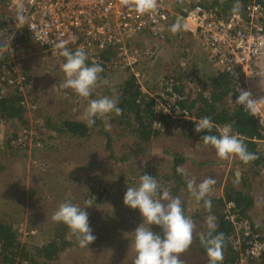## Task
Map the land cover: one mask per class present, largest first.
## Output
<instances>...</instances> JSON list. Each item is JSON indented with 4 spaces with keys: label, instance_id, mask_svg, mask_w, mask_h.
Here are the masks:
<instances>
[{
    "label": "rangeland",
    "instance_id": "374dc122",
    "mask_svg": "<svg viewBox=\"0 0 264 264\" xmlns=\"http://www.w3.org/2000/svg\"><path fill=\"white\" fill-rule=\"evenodd\" d=\"M1 4L0 2V8ZM145 40L153 44L156 50L157 46L161 47L160 41H150L148 37ZM147 42L139 40L142 45L148 44ZM195 46L199 50L197 41ZM11 51V61L14 62L16 72L22 75L23 72L29 73L36 78L31 90L27 88L29 96L25 100L29 112V120L25 125L29 133L26 141L19 134L23 130H17L20 136L9 142V127L3 120L0 124V217L12 221L19 239L33 255L31 260H24L23 264H134L136 253L132 247L134 234L131 231L141 223L142 218L136 210L129 209L122 203V197L127 187L139 184L140 164L145 162V165L156 167L163 173L171 168L172 157L166 153L168 148L180 149L190 160L194 157V162L186 161L179 170H183L195 185L212 177L215 183L210 186V193L217 189L221 191L226 181L227 184L231 182L235 185L239 176H242L244 162L237 156L220 158L211 145L196 147L175 131L161 134L157 138L152 144L153 152L148 160L143 155L132 157L137 158L135 163L132 158L124 162L119 160L126 145L127 149L135 146V136L123 134L114 124L109 129L113 155L106 149L105 135L98 134L99 127L96 125H92L93 130L85 137L55 133L48 126L41 136L42 140H38L32 127L34 117H37L34 109H37L36 114L39 112L41 118L54 116V125L62 117L85 120L83 114L90 100L103 96L116 99L118 91L115 87L109 90L106 85L96 84L91 95L82 98L72 89L62 90L60 85L65 76L61 54L45 51L32 38L31 41L29 38L18 43L16 39ZM172 52L173 60L177 61L182 52L178 47ZM161 54L162 51L158 56ZM142 66L143 77L140 78V84L145 88L144 81L151 82V72L156 67L154 60L144 62ZM251 72L252 75L247 79V91L257 100L252 112L264 119V53L251 67ZM189 74L191 77L195 75ZM197 88L194 85V92L199 90ZM234 101L229 98L227 105L234 108ZM98 118L107 123L109 115ZM40 145L43 147L40 148ZM200 152L211 163L197 165ZM244 174L248 176L247 172ZM250 193L254 201L249 215L263 227L264 168L254 178ZM65 201L81 207L87 206L86 202L91 201V207L86 211L96 239L88 247H81L78 235L69 230L68 244L58 252L57 260L46 262L43 256L37 254L36 247L48 241V235L53 232L52 227L58 223L52 219L53 213ZM193 205L194 195L188 198L187 209ZM151 228L157 231V226L153 225ZM180 259L184 264V257Z\"/></svg>",
    "mask_w": 264,
    "mask_h": 264
},
{
    "label": "trees",
    "instance_id": "16d2710c",
    "mask_svg": "<svg viewBox=\"0 0 264 264\" xmlns=\"http://www.w3.org/2000/svg\"><path fill=\"white\" fill-rule=\"evenodd\" d=\"M239 1H243L242 9L250 2L249 0H202L201 3L207 8H218V13L224 17L237 7ZM258 1L262 3L264 8V0ZM0 2L2 7L4 6L0 8V29H3L5 18L13 16L10 15L5 0H0ZM177 8L178 5L174 4L171 12H168L161 32L163 37H157L156 39L153 36L152 29L143 30L145 35L152 38V41H160L161 45L160 48L157 46L156 55L151 57L152 59H141L138 62L137 67L140 72H142L141 67L143 68L142 65L146 61L154 60V66L156 67V70L151 72V82L144 81L145 88L141 86L140 80L138 81L135 78L134 72L130 71V66L122 67L123 63L119 60L115 45L100 50L99 55L102 62L99 65H101L103 71L99 74L96 84L106 85L109 90L116 88L118 91L116 100H118L121 113L119 115L108 114L109 120L107 123L100 121L99 116H97L93 125L99 127L98 134L105 135V147L110 150L111 155H113L114 150L111 145L112 137L109 130L112 124L121 129L123 134L127 133L135 136V146L127 149L126 145L124 153L119 158L123 162L129 158L142 155L148 160L153 152L152 144L161 134L175 131L184 138L189 139L188 141L196 147L210 146V144L203 142V135H220L218 130L212 128L203 132H196L194 125L197 121L183 119L173 121L170 113L157 108L156 98L159 93H162L166 98L177 95L179 106L189 110L197 118L207 116L214 123L229 124L234 130L244 135L243 142L248 152L253 154V158L247 162L243 161L245 170L242 171V176H239L235 185L231 182L227 184L226 181L221 191L219 189L214 190L212 193L208 191L200 201H197L194 196V205L189 210L187 209L188 198L192 197L193 194L188 188V182L192 180L183 170L179 169L186 161L194 162V157L190 160L180 149L171 147L166 150V153L172 157V166L166 172H160L156 167H149L145 165V162L140 164L141 175L147 173L155 176L160 186L158 195L167 192L170 196L179 198L185 216L189 217L193 223L192 243L185 252L180 254V257H184V264L191 261L194 264H209L205 249L200 242L201 234L208 231L207 222L209 217L214 218V223L217 225L216 232L223 233V259L219 264H233L239 253L231 243L230 237L233 233V226L225 218V204L228 201L233 202V210L238 216L250 220L252 229L257 231L260 234L259 238L264 241V226L258 225L252 219L253 217L249 215L254 201L250 193L252 183L257 174H260V169L264 168V131L260 132L263 126L251 110L243 109L242 105L234 108L227 105L229 98L235 100L239 95V92L235 89L232 76L212 65L209 61V53L204 47L199 45V50L196 48L195 41L198 42V40L182 25V18L178 14L181 10ZM177 25L178 27H174ZM143 36V34L135 35L129 38L127 43L138 45L140 44L139 40H143ZM29 38L30 36L27 33H20L15 37V40L17 39L18 43V41L28 40ZM177 47L182 53H180L179 59L175 57L178 59L175 61L176 59L173 60L172 51ZM160 51H162V54L158 56ZM11 52V50H8L0 59V78H7L8 75L13 77L17 74L14 62L11 61ZM61 58L64 62L62 55ZM87 63L94 64L89 61ZM124 71L126 73H123ZM189 73L195 74L194 77H191ZM22 76L24 77L23 91L5 82L0 85V124L2 120L7 123L8 132L10 133L9 142L20 136H18L17 130H23L19 134L25 137L24 141H26L29 134L28 129L25 127L29 120H27L29 112L25 100L29 96L27 88L31 90L36 78L24 72ZM166 85H168L169 90H166ZM194 85L196 88L198 85L197 89L199 90L194 92ZM33 111L37 112V109ZM36 112L37 117H34L32 127L38 140H42L41 136H43L48 126H51L50 128L55 133L63 132L75 137H85L93 130L92 126L89 127L85 120L62 117L57 122L58 124L54 125L52 122L54 116L49 115L41 118L40 113L36 114ZM39 147L41 148L43 145ZM198 155L200 158L197 165L203 166L211 163L210 159L205 158L201 152ZM132 160L134 163L137 162V158H132ZM246 172L248 176L244 174ZM228 180L231 181L230 178ZM206 200L211 201V208L205 205L204 201ZM11 222L9 219L0 217V264H23L24 260H31L33 255L29 253L27 245L21 242L19 234ZM52 229L53 232L48 235V241L36 247L37 254L43 256L46 262L57 260L58 252L68 244L67 233L70 228L58 222ZM157 231H159L158 227ZM241 248H244V241H242ZM258 264H264V256L261 257Z\"/></svg>",
    "mask_w": 264,
    "mask_h": 264
},
{
    "label": "built area",
    "instance_id": "2783aa9c",
    "mask_svg": "<svg viewBox=\"0 0 264 264\" xmlns=\"http://www.w3.org/2000/svg\"><path fill=\"white\" fill-rule=\"evenodd\" d=\"M192 1L156 0L155 9L140 13L135 7L136 0H5L13 17L5 18V26L0 29V59L5 52L12 49L15 37L25 27L33 41L45 51L57 55L62 52L61 45L73 51L82 48L87 53V61L92 63L100 64V50L115 45L119 60L123 63L122 67L130 66V71L134 72L139 81L143 74L137 67L139 60H150L156 55L154 45L145 40V37L150 41L152 38L145 35L143 30L152 29L156 39L163 37L161 32L168 12L177 4L181 10L178 14L182 18V25L208 51L212 65L228 72L233 82L241 86L248 70L264 51L262 3L249 0L242 9L243 1H239L232 12L222 17L218 8L204 7L202 0ZM20 7L26 16L22 28L16 22ZM138 34H143V41L148 44L127 43L129 38ZM8 41L10 48L6 46ZM23 81L22 74L17 73L13 77H1L0 85L5 82L23 91ZM166 87L169 90L168 85ZM164 96L159 93L156 98L157 108L170 113L173 121L183 119L198 122L201 119L180 107L177 95L169 98ZM259 122L263 126L260 131L263 132V117L259 118ZM213 125L212 129L221 134L224 126L229 124L213 122ZM229 126L231 132L238 133L243 141L244 135ZM233 206L231 201L225 204V218L233 226L231 243L239 253L233 264H258L264 256V241L252 229L250 220L238 216Z\"/></svg>",
    "mask_w": 264,
    "mask_h": 264
},
{
    "label": "clouds",
    "instance_id": "9594fccd",
    "mask_svg": "<svg viewBox=\"0 0 264 264\" xmlns=\"http://www.w3.org/2000/svg\"><path fill=\"white\" fill-rule=\"evenodd\" d=\"M135 7L140 13L149 12L156 8V0H136ZM16 22L21 28L26 22L22 7L17 10ZM174 27H178V25ZM23 33H27L25 27L21 30V34ZM27 34L29 35V33ZM6 46L10 48L9 41ZM60 47L62 48L61 55L64 57L62 71L65 76L60 88L62 90L72 89L78 96L88 98L103 68L99 64H88L87 53L82 48L72 51L63 45ZM263 53L264 51L258 58ZM258 58L251 67L254 66ZM251 75L250 68L241 86L233 83L239 92L234 105H242L243 109H249L252 112L255 110L257 100H254L251 92L246 90L247 79ZM109 113L119 115L121 108L118 106V100L103 96L90 100L83 116L90 127L95 123L97 116ZM194 126L195 131L199 133L210 130L214 125L213 121L205 116ZM202 140L205 144H210L220 158L235 155L245 162L253 158V154L248 152L246 145L239 138V134L232 133L229 125L224 126L219 136L203 135ZM214 183L215 180L212 177H207L198 185H195L194 181H189L188 188L197 201H200ZM158 193H160V186L155 176L144 173L140 176L139 184L127 187L122 197V203L129 209L136 210L142 218L141 223L131 231L134 234L132 247L136 253L134 264H182L180 254L185 252L192 243L194 226L191 219L185 216L179 198L172 197L167 192L159 195ZM204 203L208 208H211L210 200H206ZM86 205L81 207L71 201H65L59 204L52 216L54 221L65 224L78 235L81 247H88L96 239L89 225V216L86 211L91 207V201L86 202ZM153 225L159 228L158 232L152 230L151 226ZM207 226L208 231L201 234L200 242L205 249L209 264H219L223 259V233L216 232L217 225L214 223L213 217L208 218Z\"/></svg>",
    "mask_w": 264,
    "mask_h": 264
},
{
    "label": "crops",
    "instance_id": "0c3cea01",
    "mask_svg": "<svg viewBox=\"0 0 264 264\" xmlns=\"http://www.w3.org/2000/svg\"><path fill=\"white\" fill-rule=\"evenodd\" d=\"M246 90H247V85H246ZM259 94H257V97H258Z\"/></svg>",
    "mask_w": 264,
    "mask_h": 264
}]
</instances>
